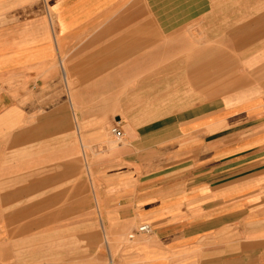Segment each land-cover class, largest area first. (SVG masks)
<instances>
[{
    "label": "crops",
    "instance_id": "0c3cea01",
    "mask_svg": "<svg viewBox=\"0 0 264 264\" xmlns=\"http://www.w3.org/2000/svg\"><path fill=\"white\" fill-rule=\"evenodd\" d=\"M86 153L150 264H264V0H0V223L64 204ZM108 153L158 180L125 160L108 194Z\"/></svg>",
    "mask_w": 264,
    "mask_h": 264
},
{
    "label": "rangeland",
    "instance_id": "374dc122",
    "mask_svg": "<svg viewBox=\"0 0 264 264\" xmlns=\"http://www.w3.org/2000/svg\"><path fill=\"white\" fill-rule=\"evenodd\" d=\"M110 129L109 141L115 143V148L125 146L127 143H119L111 136ZM125 160L133 162V165L135 162H145L146 180H158V174H152L159 168L156 163L158 153H108V194L119 191L115 189L119 182L114 178L125 167H130ZM90 161L86 153L85 160L82 159V181L79 185L77 181L66 185V188L73 186L65 189L64 204L56 205L55 201L49 199L48 206L34 204L31 215L24 221L16 216L8 223H0V264H150L155 259L152 233H138L144 222L129 226L125 220L127 217L119 214L111 223L105 222L106 228L109 226L108 233L103 231L101 222L106 218V212H98L93 187L103 205L105 184L96 186L95 181H90L86 170V162ZM262 166L257 170L261 172L243 175L244 183L253 184L256 181L258 186L262 185L264 164ZM181 178L179 180H184ZM73 187H79L80 204L77 206L69 205ZM259 192L264 194V185ZM39 198L35 197L34 203ZM78 210L80 214L74 215ZM62 218L64 221L60 220ZM137 239L142 242L137 243Z\"/></svg>",
    "mask_w": 264,
    "mask_h": 264
},
{
    "label": "built area",
    "instance_id": "2783aa9c",
    "mask_svg": "<svg viewBox=\"0 0 264 264\" xmlns=\"http://www.w3.org/2000/svg\"><path fill=\"white\" fill-rule=\"evenodd\" d=\"M110 132L115 137L116 141H118L119 143L123 141V135L119 130V127L114 126L113 128H111ZM138 233L143 235H149L152 233V227L147 223L142 224L138 229Z\"/></svg>",
    "mask_w": 264,
    "mask_h": 264
},
{
    "label": "bare ground",
    "instance_id": "6f19581e",
    "mask_svg": "<svg viewBox=\"0 0 264 264\" xmlns=\"http://www.w3.org/2000/svg\"><path fill=\"white\" fill-rule=\"evenodd\" d=\"M102 226H103V228L105 227V226H104V223H102Z\"/></svg>",
    "mask_w": 264,
    "mask_h": 264
}]
</instances>
